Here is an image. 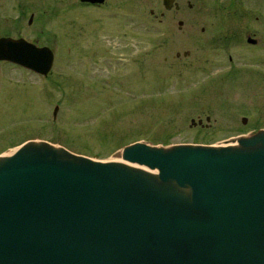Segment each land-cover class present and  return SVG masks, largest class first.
Returning <instances> with one entry per match:
<instances>
[{"label":"rangeland","instance_id":"374dc122","mask_svg":"<svg viewBox=\"0 0 264 264\" xmlns=\"http://www.w3.org/2000/svg\"><path fill=\"white\" fill-rule=\"evenodd\" d=\"M176 1L0 0V37L54 48L46 76L0 61V155L45 140L109 160L135 141L216 145L264 129V91L220 77L247 29L264 37V0ZM198 115L210 125H191Z\"/></svg>","mask_w":264,"mask_h":264},{"label":"water","instance_id":"95a60500","mask_svg":"<svg viewBox=\"0 0 264 264\" xmlns=\"http://www.w3.org/2000/svg\"><path fill=\"white\" fill-rule=\"evenodd\" d=\"M0 61L46 76L54 53L1 36ZM119 154L27 140L0 155V264H264V129Z\"/></svg>","mask_w":264,"mask_h":264},{"label":"flooded vegetation","instance_id":"af4514ba","mask_svg":"<svg viewBox=\"0 0 264 264\" xmlns=\"http://www.w3.org/2000/svg\"><path fill=\"white\" fill-rule=\"evenodd\" d=\"M81 3L88 5H99L97 3L93 4L89 2H81ZM33 17H34L33 14L29 16L27 21L28 25L33 24ZM256 19H258V17H256ZM226 27H227V23L224 24L225 32H227L228 30V27L227 28ZM237 31H241V30L237 29ZM19 37L25 38L24 36L21 35L15 38H19ZM224 37L225 35L223 36V38ZM25 39L34 43L37 46H47L54 53V48L46 44H41L37 39H31V40L27 38ZM240 46L245 47V50L243 49L241 52H239L238 60H232L231 56H229L226 62L225 61L222 62V65L220 66L221 67L220 77L222 78L223 81H230V80L235 81L236 86L238 87V89L241 90L239 91V94L253 95L252 93H255L256 89L264 91V37L257 36L255 32H250L247 29V31H245L244 33V37L241 40ZM189 54L190 51L187 50L186 55ZM179 55H180L179 52H177L176 56ZM243 57L245 58V60H243ZM205 121L207 123H203L201 117L198 115L197 121L195 120L193 122L191 121V125L194 126L200 125L201 127H208L210 125L209 123L210 117L208 115L205 116ZM241 122L245 124L247 122V117L241 116Z\"/></svg>","mask_w":264,"mask_h":264},{"label":"bare ground","instance_id":"6f19581e","mask_svg":"<svg viewBox=\"0 0 264 264\" xmlns=\"http://www.w3.org/2000/svg\"><path fill=\"white\" fill-rule=\"evenodd\" d=\"M12 152H13V151H12ZM12 152L5 153V154H10V153H12ZM109 160H120V161H121L120 157H119V158H117V159H109Z\"/></svg>","mask_w":264,"mask_h":264}]
</instances>
